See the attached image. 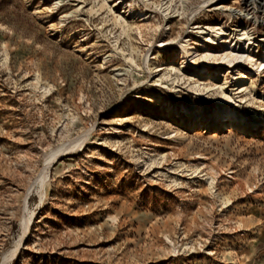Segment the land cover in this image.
<instances>
[{"label":"rangeland","instance_id":"1","mask_svg":"<svg viewBox=\"0 0 264 264\" xmlns=\"http://www.w3.org/2000/svg\"><path fill=\"white\" fill-rule=\"evenodd\" d=\"M210 1L0 0V264H264V4Z\"/></svg>","mask_w":264,"mask_h":264},{"label":"bare ground","instance_id":"2","mask_svg":"<svg viewBox=\"0 0 264 264\" xmlns=\"http://www.w3.org/2000/svg\"><path fill=\"white\" fill-rule=\"evenodd\" d=\"M226 0H220L218 2H215V0H211V6H215L218 5V3L224 2ZM247 1V0H246ZM259 0H251L249 2H257L258 3ZM262 1L261 3L264 4V0H260ZM260 3V4H261ZM254 4V3H253ZM210 6V7H211ZM221 8V7H219ZM218 8V9H219ZM217 9V10H218ZM216 10V9H215ZM221 10V9H220ZM141 17L143 19V21H145L147 19V15H143L141 14ZM260 28L262 29V31H264V21L260 22ZM231 33V32H230ZM262 33V32H261ZM214 36H210L211 38H209V41L213 44V45H218L219 43H221V39H223L225 37V39H228L227 35H221V34H216L215 32L211 33ZM235 36V34H234ZM215 38V39H214ZM235 38L230 41L228 44H224V51H223V55H221L222 57V61L226 62L228 65L232 64H236V65H241L244 66L245 64L249 63V64H254V53L252 55H250V50L248 47H246L245 44H240V39H238L236 42H234ZM260 43H264V35L263 37H261L260 39ZM242 41V40H241ZM248 44V43H247ZM161 46V45H160ZM162 47V46H161ZM164 47V46H163ZM160 48V47H159ZM182 49V48H181ZM183 50V49H182ZM184 52V51H183ZM183 54V53H182ZM210 54V53H209ZM184 55V54H183ZM187 55V54H186ZM207 57H216L215 55L210 54L209 56L207 55ZM195 59V58H194ZM193 59V60H194ZM261 63L256 66L257 64H254L255 66V72L258 71V69L263 68L264 67V47H263V55L261 56ZM192 66L195 67V62L190 61ZM182 70H184V67H182ZM195 77H197L198 79H200L201 77H203L205 75L203 70H198L196 71V73L192 74ZM211 79H213V76L211 77ZM222 118H227L230 121L229 125H232L233 123H236L237 119L236 116L233 113H227L225 115H221ZM224 127V126H222ZM249 127V123L247 122H243L240 130L241 132H245L247 130V128ZM72 147V146H71ZM70 146H67L61 150H59V152L52 154L51 156H48V162L49 163H54L60 156H65L67 153H69ZM47 158V157H46ZM42 179V178H41ZM43 181V180H42ZM44 182V181H43ZM30 221V220H29ZM30 224V223H29ZM28 224V225H29ZM27 226V225H26ZM28 229V227H27ZM26 231V230H25ZM27 232V231H26Z\"/></svg>","mask_w":264,"mask_h":264}]
</instances>
